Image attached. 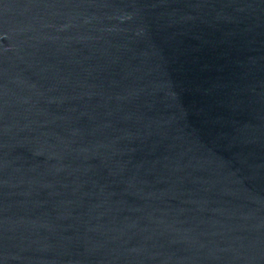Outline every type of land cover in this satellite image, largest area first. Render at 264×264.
I'll list each match as a JSON object with an SVG mask.
<instances>
[{
	"label": "water",
	"instance_id": "water-1",
	"mask_svg": "<svg viewBox=\"0 0 264 264\" xmlns=\"http://www.w3.org/2000/svg\"><path fill=\"white\" fill-rule=\"evenodd\" d=\"M0 264H264V0H0Z\"/></svg>",
	"mask_w": 264,
	"mask_h": 264
}]
</instances>
